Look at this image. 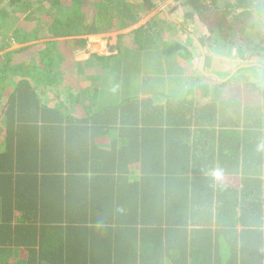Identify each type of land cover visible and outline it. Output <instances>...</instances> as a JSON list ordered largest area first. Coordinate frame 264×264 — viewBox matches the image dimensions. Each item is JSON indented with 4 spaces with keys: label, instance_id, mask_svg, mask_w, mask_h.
<instances>
[{
    "label": "trees",
    "instance_id": "trees-1",
    "mask_svg": "<svg viewBox=\"0 0 264 264\" xmlns=\"http://www.w3.org/2000/svg\"><path fill=\"white\" fill-rule=\"evenodd\" d=\"M40 1L0 0V264H264V85L197 75L152 25L76 58L160 0ZM183 3L198 46L241 40L253 15ZM247 41L264 58V27Z\"/></svg>",
    "mask_w": 264,
    "mask_h": 264
},
{
    "label": "rangeland",
    "instance_id": "rangeland-1",
    "mask_svg": "<svg viewBox=\"0 0 264 264\" xmlns=\"http://www.w3.org/2000/svg\"><path fill=\"white\" fill-rule=\"evenodd\" d=\"M131 1L136 3L139 2V0ZM183 2H185V0H160L155 9L144 14L140 20L132 26L121 30L88 35V45L85 48L77 49L75 52L76 58L83 60L88 59L93 53H116L117 49L113 50L114 48L112 47L116 44L118 40L117 36L120 32H129L140 25H145V27L152 25L153 30L150 32H154L155 38H158L160 41L168 39L170 42L180 41L187 45V48L190 50L195 60L194 67L199 69L197 75L200 70H204L206 73L210 74L212 78L218 77L227 79L232 77V79L237 80L241 84L246 81H252L264 85V58L257 55H250L251 50L248 48L249 42L247 41L248 36L254 39L256 31L264 27V0H245V3L253 10V15L244 27V37L241 40L234 37L231 40L218 38L212 47L198 46L191 40L188 32H193L194 35L192 36L198 37L199 39H203V36L208 35V32L198 22L193 23L191 20L186 19L184 13L189 7L188 5H184ZM205 2L212 8L215 6L224 7L225 3L231 2L234 7H236L235 10L241 11L243 9L238 6L241 4L240 0H205ZM33 3L34 6L32 10H34L35 13L48 10V8L46 9V7L41 5L42 2L40 0H34ZM213 10H215V8ZM28 13L29 11L21 14L20 18L13 16V18L10 19L16 22L13 26L18 24L20 19L25 18ZM167 16H170L174 21L181 22L183 28L174 24V22H169L166 19ZM8 26L9 25L3 23L0 24V32L3 33V35L6 32L4 36H0V43H5L9 39L10 31L7 29ZM184 28L187 29V31H185ZM241 47L244 51L239 53V48L241 49ZM203 48L205 52L203 51L204 53L201 54L200 50H203ZM20 55L24 56V53ZM186 58H189V56ZM187 61L189 62V59H186V62ZM238 63L239 65L237 66ZM212 74L215 75L212 76Z\"/></svg>",
    "mask_w": 264,
    "mask_h": 264
},
{
    "label": "crops",
    "instance_id": "crops-1",
    "mask_svg": "<svg viewBox=\"0 0 264 264\" xmlns=\"http://www.w3.org/2000/svg\"><path fill=\"white\" fill-rule=\"evenodd\" d=\"M224 181L227 183L236 182V180L233 177H227V179H224ZM223 243H224L223 241L221 240L218 241L217 239L214 242H208V245L210 246V249L212 252L211 256L208 259L214 260V261L218 259L220 262H223V249H222ZM217 247L219 249L216 250Z\"/></svg>",
    "mask_w": 264,
    "mask_h": 264
}]
</instances>
